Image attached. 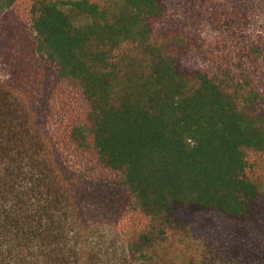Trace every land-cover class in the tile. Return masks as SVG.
<instances>
[{
    "label": "trees",
    "instance_id": "obj_1",
    "mask_svg": "<svg viewBox=\"0 0 264 264\" xmlns=\"http://www.w3.org/2000/svg\"><path fill=\"white\" fill-rule=\"evenodd\" d=\"M0 264H264V0H0Z\"/></svg>",
    "mask_w": 264,
    "mask_h": 264
},
{
    "label": "rangeland",
    "instance_id": "obj_2",
    "mask_svg": "<svg viewBox=\"0 0 264 264\" xmlns=\"http://www.w3.org/2000/svg\"><path fill=\"white\" fill-rule=\"evenodd\" d=\"M105 219H97L96 223H88L86 241L91 250L101 254L100 259H104L103 254L112 257H121L123 252V244L120 242L118 230L114 216L104 217Z\"/></svg>",
    "mask_w": 264,
    "mask_h": 264
}]
</instances>
